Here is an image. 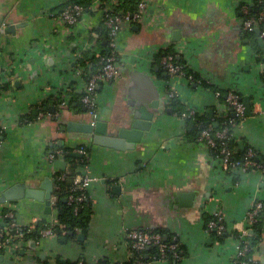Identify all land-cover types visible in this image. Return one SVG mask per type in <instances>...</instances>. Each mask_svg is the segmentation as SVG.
<instances>
[{
  "label": "crops",
  "instance_id": "crops-1",
  "mask_svg": "<svg viewBox=\"0 0 264 264\" xmlns=\"http://www.w3.org/2000/svg\"><path fill=\"white\" fill-rule=\"evenodd\" d=\"M65 1L0 0V126L5 132L0 143V194L16 182L35 186L56 172H69L76 161L64 156L62 146L78 153L80 147L87 149V162L74 167L73 183L83 174L93 177L85 190L91 202L87 230L23 243L20 264H56V258L69 264L125 262L134 252L125 237L131 228H165L185 248L178 261L148 264H232L239 240L231 232L246 228L252 203L264 199V169L238 168L233 171L236 179L219 169L205 143L183 137L185 123L168 104L173 92L185 109L204 113L215 126L216 117L234 116L220 101L218 89L237 92L243 103L246 98L250 112L244 109L243 118L233 125L232 139L238 147L247 145L264 155V49L259 33L243 27L247 7H238L250 0H144L146 11L139 24L122 26L115 37L118 75L99 81L94 99L96 121L105 122L109 131L126 127L125 117L138 103L145 101L153 113L141 141L126 150L97 145L88 135L63 130L70 120H90L80 97L72 104L70 98L60 109L56 93L64 82H74L69 72L74 53L85 39L94 40L93 28L104 14L97 1L91 12L68 26L59 14ZM18 22L26 23L14 34L3 31ZM169 46L188 69L218 89L171 75L164 66L161 71L154 57ZM79 84H70V94L72 86L82 93ZM50 98L57 104L50 101L53 109L40 112L39 104ZM26 114L36 117L21 123ZM180 192L192 193L189 205L184 198L175 199ZM217 206L229 234L222 242L205 230V215ZM44 208L29 198L0 203V225L7 222L6 211L21 227L36 219L55 224L53 197L51 213L45 214ZM80 233L82 239L77 238ZM253 251L262 264L264 250Z\"/></svg>",
  "mask_w": 264,
  "mask_h": 264
},
{
  "label": "built area",
  "instance_id": "built-area-1",
  "mask_svg": "<svg viewBox=\"0 0 264 264\" xmlns=\"http://www.w3.org/2000/svg\"><path fill=\"white\" fill-rule=\"evenodd\" d=\"M98 0H94L97 2ZM121 0H106L103 6L104 11V18L106 17V24L110 29V46L112 50L110 54L103 58L104 63L101 67L100 72L92 74L87 80L84 79V69L77 65L72 66L69 68V72L73 78V81L77 84L80 82V86L82 87V96L80 97L81 103L86 107V111L90 118V123L94 124L97 117V106L94 99L95 95V88L99 81L113 78L118 75V68L115 65V37L118 32L121 30L122 26L125 23H129V17L126 16H117V15H109L108 12L110 11L111 4L119 3ZM146 11V2L144 0H140L137 6V11L132 16V19L140 22L139 20L144 17V13ZM244 12L247 10L244 8ZM84 13V8L82 5L78 3H68L63 6L60 11V18L63 20L64 23L68 26L74 25L80 16ZM264 20V14H260L258 17H246L243 19V27L247 30H252L258 28V24L260 21ZM94 36L97 35L94 33ZM259 36L264 41V26L259 31ZM84 49H88L90 51L95 52V54H100V47L96 44L95 40H88L85 39L80 47L74 53V60L81 57V52ZM176 52V51H175ZM177 53V52H176ZM163 66L165 67L166 71L171 75L183 76L186 79L191 78L190 75L186 76L185 72L183 71V67L181 64H178L173 61L172 54H166L162 57L161 60ZM63 88L58 89L56 95L58 96V107L60 109L67 107L70 103V81L64 82ZM174 93L171 92L170 96H173ZM226 101L228 103V107L230 108L231 112L236 117H242L244 115V103L241 100V96L233 91L227 90L226 93ZM264 114V111L262 112ZM186 116L185 113L181 114V118L183 119ZM241 118V119H242ZM3 128L0 126V133ZM213 127L211 124L207 125L204 129L201 130L200 135L198 137V141L204 142L208 147H215L216 141L215 138L219 140L220 149L218 155L214 157L215 162L219 169H222L225 172L230 170H236L238 168H255L261 169L260 165L252 159L254 155V151L248 149L245 156V161L240 163L238 160H232V154L236 152V147H228L227 141L232 139V129L229 130L228 127H224L221 130L213 132ZM1 143V142H0ZM79 153L85 154L86 151L83 147L78 149ZM58 152V151H57ZM55 156V152L49 155L50 160H52ZM93 180V177L88 174H83L78 176L74 180V187L73 191H79L77 195L70 193L67 197L68 202H80L85 197V190ZM264 206V199H256L252 203L249 211L246 214L247 219V227L241 230L238 233L237 240H239V244L235 251V257L232 260V264H259L257 258H254L251 255L250 258L247 260L238 261L240 257L245 255V252L249 250V248L254 252V247L251 245V239L249 235L251 234V226L257 221L258 212ZM76 209V206H75ZM8 216L12 218L11 221L3 223L0 225V253L5 254L6 256L14 259L18 264H20L19 259V250L23 243L25 242L24 239V230L23 227L26 228V231H33L35 229V223L37 222L36 219L32 221L30 224L26 226H20L14 220V216L12 213H8ZM211 217L208 219L205 230L206 232H214L216 236H221L224 233H227V228L225 224V218L223 214V210L220 206H217L210 215ZM47 225L41 230V236H47L54 234L52 226L54 223L52 221L46 220ZM250 231V233H249ZM229 236V234L227 235ZM226 236V237H227ZM125 237L129 241V245L131 248L136 251L140 252L141 254L144 252L146 247L154 246L157 248L158 257L153 256L151 260H167V256L170 255L172 258L179 259L180 258V249L179 245L180 242L175 241V237L172 242H166L163 236L158 232H151L146 229L141 228H131L125 231ZM253 254V253H252ZM146 261L138 260L136 264H148Z\"/></svg>",
  "mask_w": 264,
  "mask_h": 264
},
{
  "label": "trees",
  "instance_id": "trees-1",
  "mask_svg": "<svg viewBox=\"0 0 264 264\" xmlns=\"http://www.w3.org/2000/svg\"><path fill=\"white\" fill-rule=\"evenodd\" d=\"M106 0H98L99 10L101 11L103 9L104 3ZM140 0H121L119 3L111 4L110 11L108 12L109 15H117V16H128L129 17V23L130 24H139L138 21L132 19V16L137 11V6ZM68 3H78L83 6L84 12L92 11L93 6H95L94 0H66L64 3L60 6V11L63 8L65 4ZM251 4V5H250ZM242 6L247 7L246 12H242V18L245 19L246 17H258L260 14H264V0H250L249 3H240L239 8ZM60 13V12H59ZM79 20V19H78ZM264 26V20L260 21L258 24L259 31ZM255 29L250 30L252 34H254ZM93 32L97 35L94 40L96 44L100 47V54H94L88 49H84L81 52V57L75 60L73 66H81L84 69L83 77L85 80H87L92 74L98 73L101 70V67L104 63L105 57H107L112 47L110 46V29L108 25L106 24V17L101 18L99 24L93 28ZM73 35L69 36L70 40H74ZM88 40H93L92 37H90ZM166 54H172L173 55V61L181 64L183 67V71L185 72L186 76L190 75V81L192 82H199L202 86L214 89L215 91L218 89L214 85L210 84L204 79H201L199 75L190 69L187 68L184 61L181 59L180 55L175 52L172 46H169L165 49H163L161 52L155 55V63L159 66L161 71L165 72V69L163 65L161 64V59ZM117 55L115 54V61H116ZM261 79L264 84V71L261 73ZM74 83V82H73ZM71 83V84H73ZM100 82H98L99 84ZM96 91V90H95ZM220 101L226 104V106H229L226 101V93L227 91L218 89ZM83 92L81 94H78L76 91V88L72 86L71 88V104L73 101L77 100L78 97H81ZM240 95V94H239ZM242 100V98H241ZM52 101L53 104H57L56 100L54 98H50L48 100H44L39 104V111L40 112H49V102ZM172 111L176 113L178 116H181L182 113H185L186 116H184L183 121L185 123V131L183 134V137L187 139L188 141H194V142H201L198 141V137L200 135V132L202 129H204L207 125L211 124L213 120L210 118H207V116L203 114H199L197 112L185 109L182 104L180 103L177 96H172L169 100L168 104ZM36 115L32 114H26L20 117V122L25 123L30 120L35 119ZM52 119H57V117L52 114ZM242 117H236L231 116L230 113H228L226 116H218L215 118V121L217 122V125L213 126V132L221 130L224 127H228L229 130L232 129L233 125L239 123ZM5 136L4 130H1L0 133V142L4 139ZM216 146L215 147H208L210 150V154L215 157L219 153L220 149V143L217 138H215ZM204 143V142H203ZM228 147H236V152L232 154V160H238L240 163H243L245 161L246 152L249 149L247 145H243L241 148L237 146L235 141L233 139H230L227 141ZM60 149L63 151L64 156L67 157L69 160H74L76 163L72 165L71 170L69 172L67 171H59L54 174V185H53V207L56 212V223L53 224L52 229L54 233H56L58 236L64 235L72 237L77 231L81 230L85 232L87 230L90 218H91V202L88 199V197L85 195V197L80 202H68V195L70 193H73L77 195L79 191H73L74 183L73 178L76 176V172L74 171L75 165L85 164L87 162V158L84 154H82L81 158L75 157L71 155L72 148L62 146ZM85 151L87 152V149L85 148ZM254 161H256L260 168L264 169V155H261L257 152H254V155L252 157ZM249 168V167H248ZM234 170L228 171V173L232 174L233 177L236 179L237 174H233ZM76 206V209H75ZM4 212V211H3ZM8 211L4 212V220L9 222L12 220L10 216L7 214ZM210 215H205V225L210 218ZM47 225L45 219H39L35 223V229L33 231H26V228L23 227L24 230V243H29L31 241H37L41 236V230ZM264 228V206L261 208V210L258 212V218L257 221L252 224L251 226V234L249 235L251 239V245L257 247L259 250H264V244L261 242V238L263 236V230ZM151 232H158L163 237L166 236L165 240L166 242H172L174 237L175 241L178 242L177 237L170 233L165 228H155V229H148ZM210 235L217 239L218 241L222 242L224 238L228 235L227 233L222 234L221 236H216L214 232H210ZM231 235L234 237H238L237 231L231 232ZM180 249V258L175 259L172 258L170 255L167 256V260L170 262H175L180 260L185 255V248L184 246L179 245ZM252 250L249 248L245 252V255L243 257H240L238 261L241 260H247V258H250L252 255ZM155 256L158 257L157 248L154 246H151L148 248V250H144V252L141 254L140 252H133V255L125 262L121 263H114V264H136V261H150L151 258ZM56 264H69V263H63L60 259L56 258ZM260 264V262H258ZM40 264H48L47 261H41ZM71 264V263H70ZM73 264V263H72ZM76 264V263H74ZM100 264H111L106 259L101 260Z\"/></svg>",
  "mask_w": 264,
  "mask_h": 264
},
{
  "label": "water",
  "instance_id": "water-1",
  "mask_svg": "<svg viewBox=\"0 0 264 264\" xmlns=\"http://www.w3.org/2000/svg\"><path fill=\"white\" fill-rule=\"evenodd\" d=\"M26 22H18L15 24H10L3 29L5 33H15L16 28L23 26ZM255 31L259 33V29L256 28ZM259 45L264 49V42L259 38ZM135 110L129 111L128 115L125 117L126 127H120L117 131H109L107 129V124L102 121H95L94 124H91L90 121H73L70 120L67 122L66 126L63 127V130L68 132H78L91 137V140L94 144L114 148L117 150H126L133 149L136 146V143H139L142 138L144 131L148 130L153 113L148 111L146 108V102L137 104ZM245 113L250 112V106L245 98L244 101ZM50 110L53 108L50 107ZM211 114V111H208ZM71 155L81 157L82 154L78 152H71ZM54 178L44 177L38 182L35 186H29L25 182H16L7 188H5L0 194V203L6 201H13L22 198H29L42 202L45 206L44 213H51V199L53 193ZM184 198L186 200V205H189V201L192 198V193L180 192L175 198L178 202L180 199ZM264 230V228H263ZM250 233V231H249ZM83 234L80 233L77 235L78 239H82ZM164 239L166 236L163 237ZM64 240L65 238H61ZM32 244H35L33 242ZM149 247H146L148 249ZM22 254V250L19 251ZM264 264V260H261ZM0 264H18L14 259L6 256L3 253H0Z\"/></svg>",
  "mask_w": 264,
  "mask_h": 264
}]
</instances>
